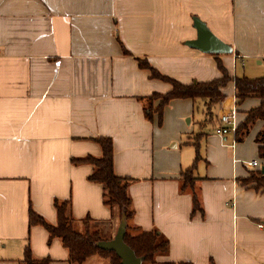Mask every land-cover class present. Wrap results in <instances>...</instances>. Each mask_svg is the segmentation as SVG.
<instances>
[{"label":"crops","instance_id":"crops-1","mask_svg":"<svg viewBox=\"0 0 264 264\" xmlns=\"http://www.w3.org/2000/svg\"><path fill=\"white\" fill-rule=\"evenodd\" d=\"M194 18L234 52L187 46L197 38ZM137 59L182 84L220 78L218 60L232 77L239 64L264 65V0H0V264H20L28 246L38 260L70 264L60 239L49 243L44 227L30 225L31 206L57 225L55 200L71 199L80 232L87 218L96 227L114 222L102 186L88 180L93 166L72 164L101 156L96 138L113 140L116 174L135 179L134 224L169 243L156 264H264V190L240 182L264 168L255 142L264 122L243 142L215 131L233 111L239 127L261 100L239 103L232 83L215 129L208 130L214 119L206 111L204 124L196 121L191 99L171 101L160 124L157 113L147 119L145 99L172 86L152 79ZM194 142L203 168L183 189ZM254 160L259 166L249 170ZM85 264L110 259L96 255Z\"/></svg>","mask_w":264,"mask_h":264},{"label":"trees","instance_id":"trees-1","mask_svg":"<svg viewBox=\"0 0 264 264\" xmlns=\"http://www.w3.org/2000/svg\"><path fill=\"white\" fill-rule=\"evenodd\" d=\"M126 53H129L126 51ZM141 69L148 70L151 78L169 83L172 89L164 95L153 94L146 98L145 115L147 119L152 120L155 113L158 114L160 124L165 107L176 99H191L194 102L201 101L205 106V117L211 121L215 114L213 110L225 100L223 89L230 83H234L236 97L239 103L248 98H258L261 105L252 109L247 119L237 128L235 141L243 142L249 136L257 122H264V77L249 79L247 77H232L223 66L221 60H218V68L221 77L210 82H193L191 84H182L149 65L147 60L137 59ZM159 100L160 103L156 109H153L152 102ZM213 121V120H212ZM94 141L101 147L100 157L87 156L84 158H73L72 164L75 166L88 164L93 166V171L88 177L92 183L99 184L103 188V202L112 212V218L121 223L124 218L126 221L125 243L134 251L139 258H144L142 264H156V258L159 255L166 254L169 249V243L157 231H145L134 224L135 208L130 194V187L135 179L122 177L116 174L114 165V143L111 138H96ZM255 142L259 145V157L264 160V127L257 135ZM197 153L193 165L183 171L181 181L183 189L193 186L197 181L195 170L198 161L201 160L198 142L194 143ZM241 185L253 188L256 191L264 190V174L261 170L250 172L248 178L240 179ZM54 206L57 212V225L49 224L44 218L39 216L30 207V225H39L44 227L49 233V243L54 239H60L63 246L68 250L70 264H85L90 258L99 255L110 259V264H121V259L114 252L103 250L99 243L105 241L98 233L90 232L88 229L90 218L83 220L86 226L85 232L76 230V220L72 213V200H55ZM199 209L197 199H194V211ZM108 241V240H106ZM50 258L38 260L33 256L30 246L25 248L24 258L20 264H51ZM210 264H214L211 261Z\"/></svg>","mask_w":264,"mask_h":264},{"label":"water","instance_id":"water-1","mask_svg":"<svg viewBox=\"0 0 264 264\" xmlns=\"http://www.w3.org/2000/svg\"><path fill=\"white\" fill-rule=\"evenodd\" d=\"M194 27L197 30V38L188 41L186 44L192 49L198 50L204 54L227 55L232 54V46L220 40L199 18H194ZM174 147H176L174 145ZM264 174V168H262ZM264 225V222H263ZM126 221L123 218L114 239L103 241L99 246L106 251L114 252L121 259V264H142L144 258H139L134 251L125 243Z\"/></svg>","mask_w":264,"mask_h":264},{"label":"rangeland","instance_id":"rangeland-1","mask_svg":"<svg viewBox=\"0 0 264 264\" xmlns=\"http://www.w3.org/2000/svg\"><path fill=\"white\" fill-rule=\"evenodd\" d=\"M223 65L225 66V63H223ZM250 65L251 66H248L247 63L244 64V66L242 64H239V66L237 68V74H236L237 77H247L249 79H257L256 77L261 78L260 76L264 77V65H258L255 69H253V63H250ZM218 71L220 72L219 69H218ZM232 85L233 84L230 83L226 87V89H227L226 93L228 95V98L229 97L231 98L233 96V94H234V92L232 90ZM226 100H227V98L224 100V103H225ZM153 103L154 102H152V104ZM224 103L220 104V105H218L217 107L214 108L213 113L215 115H219V112L222 110V107L224 106ZM224 109L231 110L230 101L226 104ZM195 110L197 111L198 116H200V117L196 118V121L198 119V122L200 124H204V120H203L204 112H205L204 104L201 101H198V104H196ZM187 123H188V121H187ZM218 124H219V122H218L217 118L215 117V119L213 121H211V122H209L207 124V128H208V130H213V129H215L216 126H218ZM254 132H255V128L251 131L250 135L248 136V139H246V140H250L251 136H253L255 134ZM202 147H203V145H202ZM194 152H195V154L197 153L196 150ZM200 161H198L197 166L198 167L200 166V167L203 168V165H202V163H200ZM119 226H120V223H119L118 218H117V219L114 220V222H112L110 224H103L100 227H96L95 224H93L92 222H89L88 229H89L90 232L98 233L103 240L104 239L112 240V239H114L115 235L117 234ZM86 229H87L86 226L83 225V230L85 231Z\"/></svg>","mask_w":264,"mask_h":264},{"label":"built area","instance_id":"built-area-1","mask_svg":"<svg viewBox=\"0 0 264 264\" xmlns=\"http://www.w3.org/2000/svg\"><path fill=\"white\" fill-rule=\"evenodd\" d=\"M235 114L236 112L233 111L230 114L221 115L220 121L224 124V126H220L216 128V134L218 136H220L223 139L229 135L235 136L236 130L238 128L235 122ZM232 146L234 147L235 145L233 144ZM245 166L249 170L255 169L259 166V162L254 160L251 162H247ZM0 243H1V240H0Z\"/></svg>","mask_w":264,"mask_h":264}]
</instances>
